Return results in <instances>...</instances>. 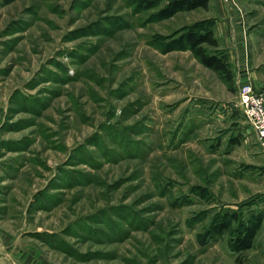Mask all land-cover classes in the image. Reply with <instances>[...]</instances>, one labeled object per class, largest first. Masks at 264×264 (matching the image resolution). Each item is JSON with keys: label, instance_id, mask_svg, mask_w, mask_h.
I'll use <instances>...</instances> for the list:
<instances>
[{"label": "rangeland", "instance_id": "1", "mask_svg": "<svg viewBox=\"0 0 264 264\" xmlns=\"http://www.w3.org/2000/svg\"><path fill=\"white\" fill-rule=\"evenodd\" d=\"M167 1L0 0L13 249L56 264H264V140L237 106L242 83L264 92V0H234L246 61L219 39L228 79L174 41L196 23L216 37L217 5L157 19Z\"/></svg>", "mask_w": 264, "mask_h": 264}, {"label": "trees", "instance_id": "2", "mask_svg": "<svg viewBox=\"0 0 264 264\" xmlns=\"http://www.w3.org/2000/svg\"><path fill=\"white\" fill-rule=\"evenodd\" d=\"M210 0H168L155 14L157 19H167L179 11L194 10L196 8H206ZM176 45L188 47L197 59L206 67L231 78V68L228 54L225 50L218 48V39L214 36L212 25L207 26L196 23L191 28H187L175 40ZM203 44L214 47L215 50H207ZM226 218H229L226 217ZM226 226L222 222L219 231ZM251 232L246 231L237 241L235 251L242 252L251 247Z\"/></svg>", "mask_w": 264, "mask_h": 264}, {"label": "crops", "instance_id": "3", "mask_svg": "<svg viewBox=\"0 0 264 264\" xmlns=\"http://www.w3.org/2000/svg\"><path fill=\"white\" fill-rule=\"evenodd\" d=\"M216 1H209L210 6L217 5V17L221 21L220 23L218 20L216 21V38L218 40L224 39L226 43L225 47L234 46V50L237 49L239 52L238 56L245 62L244 49L247 46V40L243 25H241L243 16L239 13L238 7L235 6L234 0ZM233 26H235V29L232 28ZM248 77L250 78L251 76ZM15 241L16 238H12L11 236L8 238L0 236V264H56L34 247H29L28 244L21 249H13Z\"/></svg>", "mask_w": 264, "mask_h": 264}, {"label": "built area", "instance_id": "4", "mask_svg": "<svg viewBox=\"0 0 264 264\" xmlns=\"http://www.w3.org/2000/svg\"><path fill=\"white\" fill-rule=\"evenodd\" d=\"M237 106L246 116L257 137L264 140V92L257 91L249 82L240 85Z\"/></svg>", "mask_w": 264, "mask_h": 264}]
</instances>
